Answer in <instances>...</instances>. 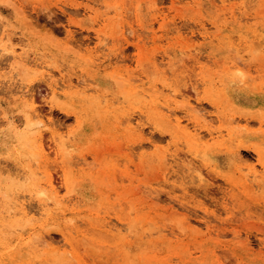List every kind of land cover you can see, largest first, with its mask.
I'll list each match as a JSON object with an SVG mask.
<instances>
[{
	"label": "rangeland",
	"instance_id": "374dc122",
	"mask_svg": "<svg viewBox=\"0 0 264 264\" xmlns=\"http://www.w3.org/2000/svg\"><path fill=\"white\" fill-rule=\"evenodd\" d=\"M171 88L199 143L142 95ZM17 198L0 264H264V0H0Z\"/></svg>",
	"mask_w": 264,
	"mask_h": 264
},
{
	"label": "bare ground",
	"instance_id": "6f19581e",
	"mask_svg": "<svg viewBox=\"0 0 264 264\" xmlns=\"http://www.w3.org/2000/svg\"><path fill=\"white\" fill-rule=\"evenodd\" d=\"M12 51H15V50H12ZM13 56H15V54L13 53ZM51 87V91H52V93H55L54 91H55V89H53V87L52 86H50ZM171 92V93H170ZM170 92H169V94H167V95H164V94H162L161 93V91H158L157 89H155V90H147V91H145L144 92V94H142L143 95V97L145 98H148V100L149 101H152V107H154V108H156V109H158L157 111H159V113H163L164 111H162L161 109H160V106H159V103H160V105L161 104H163L166 108H168L169 109V107L171 106V104H174V105H178L177 103L179 102L178 101V98L180 97V95H181V93L180 94H178V92H176V90L175 89H173V88H171L170 89ZM179 96V97H178ZM180 104V103H179ZM185 105V104H184ZM163 106V107H164ZM183 106V105H182ZM185 107H186V105H185ZM189 107H191V105L189 106ZM176 108H177V106H176ZM185 108L183 107V108H179V109H173V110H171V109H169L168 111H170V113L169 114H167V113H165L166 115V118H167V120H168V122H170V123H172V125H174L173 127L175 128V129H177L178 131L180 130L182 133H185V135H186V137H187V144H191V143H195V142H197V143H199L198 141H199V139L200 138H198L199 136H197V135H195L194 133H196L195 131H194V133L190 130V126H189V124H190V122H189V124L188 123H184V120H189V117L188 118H185V116H186V114H185V112H186V110H184ZM180 114H179V113ZM178 113V114H177ZM184 113V114H183ZM164 115V114H163ZM7 117V116H6ZM8 118V117H7ZM9 119V118H8ZM193 121V120H192ZM193 123H194V121H193ZM191 125V124H190ZM194 125V127L196 126L195 124H193ZM192 126V125H191ZM193 127V130L195 129ZM192 129V128H191ZM176 130V131H177ZM209 133L210 134H212V132L211 131H209ZM197 134V133H196ZM54 137V136H53ZM39 139L38 138H35L34 139V142H36V141H38ZM59 145H60V143H58ZM57 144V145H58ZM196 144V143H195ZM58 145V146H59ZM38 146L39 147H41V144H38ZM63 147V146H59L58 148L59 149H61V148ZM59 151V150H58ZM61 151H65V148L63 147L62 148V150ZM66 152H68V151H66ZM66 152H65V154H66ZM193 152V151H192ZM61 153V152H60ZM62 155L64 154V152L63 153H61ZM202 154V153H201ZM71 155V154H70ZM65 158H67V157H65ZM65 158H64V161H66L65 160ZM163 159H164V157H163ZM68 160V159H67ZM67 162V161H66ZM65 163V162H64ZM68 163V162H67ZM198 177H199V179L201 180V179H203L202 177H201V174L199 173L198 174ZM18 199V198H17ZM14 200V202H12V204H10L9 206H7V207H4L2 210L0 209V211H5L6 212V214L7 215H10V214H14V213H17V212H26V210H25V206H24V201H22V200H20V199H18V200ZM41 201V200H40ZM57 202V201H56ZM56 202H53L55 205H56ZM41 204V203H40ZM43 205L45 204L44 202L42 203ZM42 204H41V207H42V212L43 213H45L46 215H50V211L49 210H47V208H45V207H43L42 206ZM11 209H13V210H11ZM53 212V211H52ZM41 213V212H40ZM52 216V215H51ZM56 217H57V215H56ZM58 217H59V214H58ZM57 217V218H58ZM64 227H65V225H64ZM66 227H68L67 225H66ZM65 227V228H66ZM69 230H71V229H69ZM73 230V229H72ZM70 233L72 234L73 232H71L70 231ZM65 261V260H64ZM64 261H61V263L62 262H64ZM69 262V261H68Z\"/></svg>",
	"mask_w": 264,
	"mask_h": 264
}]
</instances>
